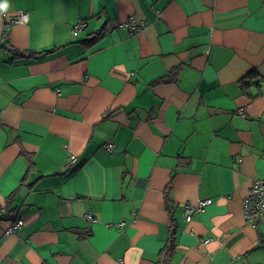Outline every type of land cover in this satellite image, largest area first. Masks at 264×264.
<instances>
[{"label": "crops", "instance_id": "1", "mask_svg": "<svg viewBox=\"0 0 264 264\" xmlns=\"http://www.w3.org/2000/svg\"><path fill=\"white\" fill-rule=\"evenodd\" d=\"M255 179L264 0H0V264H264Z\"/></svg>", "mask_w": 264, "mask_h": 264}, {"label": "built area", "instance_id": "2", "mask_svg": "<svg viewBox=\"0 0 264 264\" xmlns=\"http://www.w3.org/2000/svg\"><path fill=\"white\" fill-rule=\"evenodd\" d=\"M27 15L26 14H19L14 16V19L11 20V23H18V22H26ZM85 22L80 21L73 26L72 34L77 35V33L85 27ZM128 28L130 36H134L141 30L145 23L138 22L133 18H128L126 24ZM240 115H243L242 111L240 110ZM114 145L112 143H105L103 144V148L109 152H112ZM76 159L75 155H71L69 160L67 161L66 165L72 164V162ZM212 202L211 199L206 198L200 200L197 205L190 206L185 205L183 206L184 209V219L186 222L191 220V215L194 212L201 213L205 210L206 206L210 205ZM5 211L4 206H0V214ZM242 212L244 221L251 225L256 226L260 221H264V180L263 179H255L253 185L248 190L247 195L242 200ZM22 223L21 220H17L14 222V228H17ZM124 222H120L118 224L119 227H122Z\"/></svg>", "mask_w": 264, "mask_h": 264}, {"label": "trees", "instance_id": "3", "mask_svg": "<svg viewBox=\"0 0 264 264\" xmlns=\"http://www.w3.org/2000/svg\"><path fill=\"white\" fill-rule=\"evenodd\" d=\"M91 218V217H90ZM120 230V229H119Z\"/></svg>", "mask_w": 264, "mask_h": 264}]
</instances>
